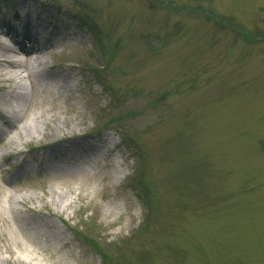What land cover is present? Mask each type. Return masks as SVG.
<instances>
[{"label": "rangeland", "instance_id": "rangeland-1", "mask_svg": "<svg viewBox=\"0 0 264 264\" xmlns=\"http://www.w3.org/2000/svg\"><path fill=\"white\" fill-rule=\"evenodd\" d=\"M34 3L73 45L47 50L20 72L24 98L9 96L21 122L62 129L0 143V264H264V0ZM65 140L48 160L71 176L4 182L23 154ZM50 189L71 202L56 221L66 239L39 222L40 246L6 209L47 211Z\"/></svg>", "mask_w": 264, "mask_h": 264}, {"label": "bare ground", "instance_id": "bare-ground-1", "mask_svg": "<svg viewBox=\"0 0 264 264\" xmlns=\"http://www.w3.org/2000/svg\"><path fill=\"white\" fill-rule=\"evenodd\" d=\"M34 0H17V6L19 4H24L20 11H16L13 13L17 23L20 24V27L27 30V26L34 25L39 26L46 36V42L43 45H37L34 42V48L29 50H21L19 46L15 45V41L12 39L15 35L14 30L8 28L7 33H0V117H10L13 119L12 124L9 127L5 136L10 134L11 129H17L18 134L16 137H10V142H17L23 139L33 140L41 135V130L46 131L52 140L58 138L61 134L59 130L62 129L61 123H56L54 126V120H38L37 118L30 119L28 121H22L23 109L16 101L10 100V97L15 100H20L24 98L25 93L17 90L22 84L19 81L20 72H25L27 75L29 74L28 67H39L42 63H45V54L47 50L57 48L58 46H68L70 47L73 43H70V38L65 35H62L57 29L59 26H63L60 20L52 19L51 15H48L46 9L39 6L38 3L34 7V9L30 8L31 2ZM21 4V5H22ZM4 25V23H2ZM1 25V26H3ZM66 25V24H65ZM64 25V26H65ZM52 29V31L49 30ZM12 39L10 43L6 42V39ZM10 91H13V94L10 95ZM6 96L8 98H6ZM59 131V132H57ZM17 138V139H16ZM68 142H72L71 140H67ZM17 144V143H16ZM91 146V144H88ZM59 145L56 146V149H50L47 156H54L59 153L61 155L68 154L69 152H65L66 149H69V145L64 146L63 149L58 148ZM62 152V153H61ZM71 157H73V153H70ZM42 157V156H41ZM46 169L49 171H55L59 166H53V164L46 165ZM79 169H83L82 167H78ZM69 170L71 168H62L63 174L70 175ZM50 193V206L51 209L47 211L41 210V207H32L26 213L23 211L18 212L17 210L6 209L8 214V222L14 226L13 231L19 232L24 235L26 238L36 242L41 246L43 243L42 238L40 237V225L39 222H43L47 229H50L53 235L64 241V231L61 232L58 229L56 221L64 223L65 220H68L67 217L64 216L63 213L71 206L70 201L61 202L57 204L55 202L56 198L59 197L57 191L50 189L48 191ZM30 200L29 196H24L21 199H17V202H24ZM45 202L44 208H47L48 203ZM12 231V229L10 230ZM48 240V238H47ZM44 243V245L48 246ZM18 260H22L21 257H17Z\"/></svg>", "mask_w": 264, "mask_h": 264}]
</instances>
